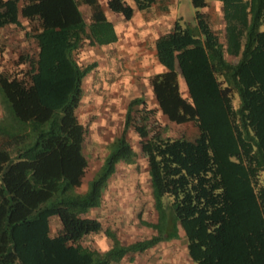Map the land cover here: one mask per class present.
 <instances>
[{
	"label": "trees",
	"instance_id": "trees-1",
	"mask_svg": "<svg viewBox=\"0 0 264 264\" xmlns=\"http://www.w3.org/2000/svg\"><path fill=\"white\" fill-rule=\"evenodd\" d=\"M171 1L0 0V36L13 27L30 42L0 65V264H116L181 232L190 264H264V0H217L223 39L208 0H193L196 26L178 20L154 41L157 107L131 100L123 131L87 178L88 128L77 111L97 65L76 55L119 41L113 15L131 21ZM172 124L197 133L172 134ZM131 132L159 221L147 224L151 239L128 246L107 231L112 247L100 252L85 245L104 230L89 214L119 166L137 165Z\"/></svg>",
	"mask_w": 264,
	"mask_h": 264
},
{
	"label": "rangeland",
	"instance_id": "rangeland-1",
	"mask_svg": "<svg viewBox=\"0 0 264 264\" xmlns=\"http://www.w3.org/2000/svg\"><path fill=\"white\" fill-rule=\"evenodd\" d=\"M107 0H102L105 4ZM208 13L216 31L224 38L225 25L221 4L208 0ZM197 9L193 0H173L158 6L153 12L143 14L136 11L131 21L112 16L118 28L119 41L107 47H85L76 55L79 63L86 67L96 64L85 80V92L77 111L80 121L88 128L85 155L89 160L87 178L100 168L108 153V147L124 128L127 107L138 96L146 98L150 108L157 107L149 88V79L162 72L154 41L180 20L184 27H195ZM30 42L22 30L9 28L0 36V65L9 67L28 49ZM5 45V46H4ZM3 53V55H2ZM183 94L187 96L184 79L180 77ZM2 111L0 110V119ZM166 122L165 119H163ZM171 133L187 131L197 133L191 125H170ZM130 141L137 153V165L121 164L110 180L103 195L102 206L90 212L104 227L101 234L90 236L85 245L106 252L112 247L107 231L113 232L124 246L149 240L155 231L147 224H158V215L148 179V169L141 153L139 138L131 132ZM54 231L58 229L53 223ZM161 242L145 251L129 252L124 260L116 264H190L186 251V240Z\"/></svg>",
	"mask_w": 264,
	"mask_h": 264
},
{
	"label": "crops",
	"instance_id": "crops-1",
	"mask_svg": "<svg viewBox=\"0 0 264 264\" xmlns=\"http://www.w3.org/2000/svg\"><path fill=\"white\" fill-rule=\"evenodd\" d=\"M128 1H130V0H128ZM136 14V13H135ZM115 26H116V24H115ZM116 30H117V33H118V28H117V26H116Z\"/></svg>",
	"mask_w": 264,
	"mask_h": 264
}]
</instances>
